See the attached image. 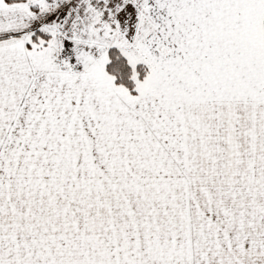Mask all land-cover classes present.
<instances>
[{"label": "snow or ice", "instance_id": "obj_1", "mask_svg": "<svg viewBox=\"0 0 264 264\" xmlns=\"http://www.w3.org/2000/svg\"><path fill=\"white\" fill-rule=\"evenodd\" d=\"M0 264H264V0H0Z\"/></svg>", "mask_w": 264, "mask_h": 264}]
</instances>
